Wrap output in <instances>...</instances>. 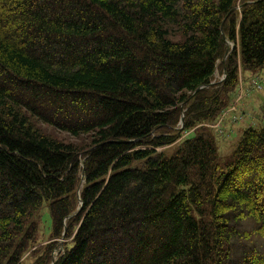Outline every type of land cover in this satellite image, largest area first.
<instances>
[{
    "label": "trees",
    "instance_id": "16d2710c",
    "mask_svg": "<svg viewBox=\"0 0 264 264\" xmlns=\"http://www.w3.org/2000/svg\"><path fill=\"white\" fill-rule=\"evenodd\" d=\"M240 71L264 72V0H0V264H264Z\"/></svg>",
    "mask_w": 264,
    "mask_h": 264
},
{
    "label": "rangeland",
    "instance_id": "374dc122",
    "mask_svg": "<svg viewBox=\"0 0 264 264\" xmlns=\"http://www.w3.org/2000/svg\"><path fill=\"white\" fill-rule=\"evenodd\" d=\"M245 106L247 109L248 118L257 119V124H258V121L262 117L264 118V92L257 94V96L255 97L246 99ZM245 129L246 128L239 126V128L235 129L236 133H234L229 139L227 138L224 140L218 139L219 141L218 149H219V156H220L221 162L225 161L226 159L228 160L235 153V151L237 150L238 144L241 140V137L243 135L242 133ZM50 131L52 130L50 129ZM195 133L196 132L188 133L184 138H182V141L186 139H192L195 136L194 135ZM178 146H180L179 143H176L172 145V147H167L164 149L160 148L159 150H157V153L164 152L167 154L168 157H170L175 154L176 150H178L177 149ZM134 166H138V164L136 163ZM42 216H43V221L41 225L42 231L40 233L41 243H43L44 245H48L49 241H53V240H49V237H48L50 236V233H51V222H50L51 217H50L49 209L47 205H45V207L42 210ZM61 250L63 251V248ZM58 255L59 253H55L52 263L56 261ZM34 259H35V256L29 259L27 261V264L28 263L31 264V262H33Z\"/></svg>",
    "mask_w": 264,
    "mask_h": 264
},
{
    "label": "water",
    "instance_id": "95a60500",
    "mask_svg": "<svg viewBox=\"0 0 264 264\" xmlns=\"http://www.w3.org/2000/svg\"><path fill=\"white\" fill-rule=\"evenodd\" d=\"M184 123H185V120H184V117H182L181 125H184Z\"/></svg>",
    "mask_w": 264,
    "mask_h": 264
}]
</instances>
